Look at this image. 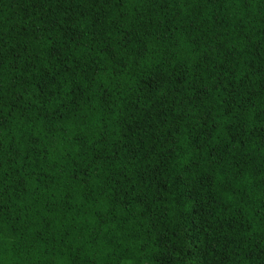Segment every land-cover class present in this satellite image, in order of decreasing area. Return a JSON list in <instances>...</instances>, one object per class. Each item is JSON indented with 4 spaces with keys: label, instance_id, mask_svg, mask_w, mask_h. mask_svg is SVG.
I'll list each match as a JSON object with an SVG mask.
<instances>
[{
    "label": "trees",
    "instance_id": "trees-1",
    "mask_svg": "<svg viewBox=\"0 0 264 264\" xmlns=\"http://www.w3.org/2000/svg\"><path fill=\"white\" fill-rule=\"evenodd\" d=\"M0 264H264V0H0Z\"/></svg>",
    "mask_w": 264,
    "mask_h": 264
}]
</instances>
